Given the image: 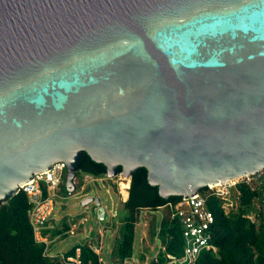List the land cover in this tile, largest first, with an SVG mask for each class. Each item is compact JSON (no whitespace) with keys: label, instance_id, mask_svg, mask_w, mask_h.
Segmentation results:
<instances>
[{"label":"water","instance_id":"water-1","mask_svg":"<svg viewBox=\"0 0 264 264\" xmlns=\"http://www.w3.org/2000/svg\"><path fill=\"white\" fill-rule=\"evenodd\" d=\"M84 153L164 200L264 171V0H0V206Z\"/></svg>","mask_w":264,"mask_h":264},{"label":"trees","instance_id":"trees-1","mask_svg":"<svg viewBox=\"0 0 264 264\" xmlns=\"http://www.w3.org/2000/svg\"><path fill=\"white\" fill-rule=\"evenodd\" d=\"M118 172H122L121 167L118 168ZM106 173L107 168L104 165L93 162L86 153L83 154L78 164L79 175L103 178ZM238 190L240 196L237 207L228 216L224 215L215 201H210L209 207L216 218L214 242L218 247V253L202 254L197 264H264V208L259 207L256 211L254 207L256 200L260 204L264 202V185L255 191L240 185ZM181 199L161 198L158 188L148 184L146 169H139L131 178L129 197L123 205L124 218L118 229L112 259L118 264H125L132 259L139 211L145 209L158 211L169 204L178 203ZM29 208L28 198L23 192L0 206V264H75L67 259L76 258L77 249H80V264H102L100 257L86 244L72 248L64 255V259L45 256V246L35 241L33 227L28 217ZM254 210L256 218L252 222L246 217ZM68 230L69 227L65 225L63 230L65 235ZM49 233V230L45 231L46 236ZM158 238L161 248H164L166 253L181 255L182 232L178 221L173 220L169 212L160 222ZM162 249L159 250L157 262L152 260L149 264H166Z\"/></svg>","mask_w":264,"mask_h":264},{"label":"built area","instance_id":"built-area-1","mask_svg":"<svg viewBox=\"0 0 264 264\" xmlns=\"http://www.w3.org/2000/svg\"><path fill=\"white\" fill-rule=\"evenodd\" d=\"M67 175L68 172L65 163H56L50 170L42 174H36L31 184L21 186L20 188V192L26 194L30 205L28 217L30 224L33 227L35 241L38 244L45 246L44 255L51 258L59 257L64 259L63 254L57 256L51 255L50 248L53 243L45 235V231L53 229V227H49V222L52 220L56 211L57 200L61 198L64 186H66ZM117 177L119 179L117 187L118 194L123 198V201L126 202L129 197L131 179L129 181V188L123 189L122 185L125 181V177L121 175ZM85 178L91 182L107 180V178L97 179L92 176H85ZM74 185L76 190L73 192L68 191L66 188L67 198H73L77 189L80 188L82 202L87 199H96L95 197H91L84 187H78L77 178L74 180ZM240 185H245L251 191L259 189L264 185V171H261L254 176H246L227 184H217L212 187H206L193 196L186 199L182 198L178 203L169 204L165 207L170 210L171 218L178 221L183 240L182 253L180 256L166 253L165 249H162L160 245V249L164 252L166 264H197L202 254L210 253L216 255L218 253V247L214 242L216 218L214 212L210 209L209 204L211 200L215 201L216 205H218L224 215L228 216L231 211L237 207V200L240 196L238 190ZM107 193H110L108 188ZM92 206L94 205H90L84 209L90 211ZM105 213L106 217L103 221L100 220L97 213V219L100 223H104L108 218L106 210ZM246 218L252 222L255 220L253 213ZM87 221V218L80 219L77 223L73 221V223L69 224L70 228L66 234L70 236L76 235L77 231L81 229ZM79 256L80 249H77L76 258H69L67 260L75 264H80ZM157 256L153 259L156 262Z\"/></svg>","mask_w":264,"mask_h":264},{"label":"rangeland","instance_id":"rangeland-1","mask_svg":"<svg viewBox=\"0 0 264 264\" xmlns=\"http://www.w3.org/2000/svg\"><path fill=\"white\" fill-rule=\"evenodd\" d=\"M78 187H84L91 197L99 198L102 207L105 208L108 218L104 223L97 219V211L92 212L82 208L81 189L78 188L73 198H67L66 186L57 200V208L49 222L48 238L52 241L51 255H65L72 248L78 245H87L100 257L102 264H118L111 255L115 247V240L118 236V229L124 218V201L118 194V177L105 181H88L85 176L78 175ZM107 188L110 193H107ZM85 192V193H86ZM127 202V201H126ZM256 211L264 208L258 200L254 202ZM255 210L252 212L256 218ZM264 211V209H263ZM112 212V214H111ZM170 213L169 209L163 208L158 211L149 209L141 210L137 214L138 223L135 226L136 240L134 243V254L132 259L125 264H149L158 254L160 249L157 233L161 220ZM87 218V223L77 231L76 235L64 234V226L79 222L80 219ZM70 228V227H69ZM58 232H61L60 234ZM57 233V235L55 234ZM65 235V236H63ZM77 251V250H76Z\"/></svg>","mask_w":264,"mask_h":264},{"label":"bare ground","instance_id":"bare-ground-1","mask_svg":"<svg viewBox=\"0 0 264 264\" xmlns=\"http://www.w3.org/2000/svg\"><path fill=\"white\" fill-rule=\"evenodd\" d=\"M129 181H130L129 178H125V181H124V183L122 185L123 189H128L129 188V186H130ZM126 196H127V193H126Z\"/></svg>","mask_w":264,"mask_h":264},{"label":"flooded vegetation","instance_id":"flooded-vegetation-1","mask_svg":"<svg viewBox=\"0 0 264 264\" xmlns=\"http://www.w3.org/2000/svg\"><path fill=\"white\" fill-rule=\"evenodd\" d=\"M182 1L192 2V3H193V2H195V1H197V0H182ZM78 175H79V174H78V172H77V177H78Z\"/></svg>","mask_w":264,"mask_h":264},{"label":"crops","instance_id":"crops-1","mask_svg":"<svg viewBox=\"0 0 264 264\" xmlns=\"http://www.w3.org/2000/svg\"><path fill=\"white\" fill-rule=\"evenodd\" d=\"M103 178H105V177H103ZM103 178H97V179H103ZM50 232V231H49Z\"/></svg>","mask_w":264,"mask_h":264}]
</instances>
